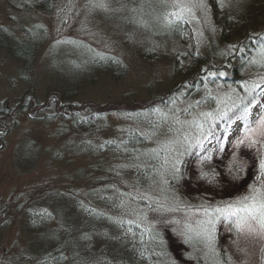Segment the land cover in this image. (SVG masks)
<instances>
[{
    "label": "rangeland",
    "instance_id": "rangeland-1",
    "mask_svg": "<svg viewBox=\"0 0 264 264\" xmlns=\"http://www.w3.org/2000/svg\"><path fill=\"white\" fill-rule=\"evenodd\" d=\"M37 1L0 0V35L11 40L17 37L20 44L35 48L23 60L0 45V209L7 208V217L12 214L10 222L6 217L0 226V259L4 264H13L9 255L19 253L26 245L33 251L34 246L27 244L33 238L39 247L48 242V236L55 237L51 247L57 240L69 242L76 221H70L64 213L60 220L30 230L26 206L60 210L68 197L59 196L61 190L76 191L83 197L88 189L83 177L101 158L125 168L151 167L159 162L164 175L157 176L154 191L168 199L167 206H190L198 199L199 205L189 211L162 214L158 210L149 217L167 240L171 262L208 264L199 256L203 251L199 244L185 240L190 235L185 222L203 218V207L223 206L247 194L249 185L258 183L264 146L237 147L235 142L244 138L247 129L256 127L255 121L264 108L253 106L251 115L244 119L242 106L235 102L255 98L264 103V75L250 69L246 71L248 82L237 83L218 75L225 71L207 72L202 75L201 87L187 91L186 86L175 83L179 92L167 97L166 92L176 82L175 69L187 67L194 56L206 53L209 45L220 38L211 0H179L180 6L191 9L184 11L180 20L170 16L178 10L176 0H142L133 7L124 0H53L50 10L39 8ZM215 2L217 9L229 12L231 20L233 11L255 0ZM99 3L106 6L99 7ZM261 4L256 0L252 6L258 31L264 30L262 10L258 14ZM253 32L248 29L243 34ZM112 57L124 68L116 78L97 66L98 60L108 66ZM211 73H217V78L213 80L216 75ZM63 95H67V101L62 100ZM163 98H167L164 104ZM68 103L78 110L75 115ZM100 107L109 112L99 114L100 124L93 132L74 125V116L93 117ZM205 112L213 114L205 127L213 126L216 137L226 138H209L198 145L195 124L183 123L181 127L176 119L205 122L201 116ZM217 112L228 115L221 119ZM183 131L191 133L187 140L181 135ZM131 134L140 136L143 143L125 144ZM116 144L132 151L131 159L113 163L110 148ZM87 145L94 147L92 153L81 152ZM104 145L108 151L99 152ZM205 154L212 158L202 163ZM234 157L246 162L239 179H233L236 173L230 170ZM165 159L178 160L179 170L164 167ZM48 192L55 198L51 204L37 199ZM79 196L84 207L99 206ZM148 199L155 202L156 196L151 192ZM69 215L77 217L82 212ZM213 242L227 251L231 264H259L264 236H245L237 232L231 220L220 218L215 223Z\"/></svg>",
    "mask_w": 264,
    "mask_h": 264
},
{
    "label": "trees",
    "instance_id": "trees-1",
    "mask_svg": "<svg viewBox=\"0 0 264 264\" xmlns=\"http://www.w3.org/2000/svg\"><path fill=\"white\" fill-rule=\"evenodd\" d=\"M124 2L131 5V7L142 4V0H124ZM211 2L214 5L216 23L221 30L220 38L215 44L209 45L206 53L194 56L187 67L182 69L179 66L175 69L176 82L173 81L174 86L166 92L168 98L175 95V92H179L178 84L182 87L186 86L187 91L201 87L203 84L202 75L207 72L225 71L226 75L223 78L226 81L231 79L237 83L248 82L245 81L249 78L246 71L250 69L256 75H264V30H257L258 21L253 20L256 14L252 12V6L255 5L256 0L254 4H244L243 9L233 11L231 20L229 19L231 16L229 12L221 8L217 9L215 0H211ZM260 2L262 4L258 7L259 10L257 9L258 14L261 15L259 12L262 10L264 15V7H262L264 6V0H260ZM37 4L42 10H50L53 0H38ZM230 24L231 26L228 28ZM248 29L254 32L244 35L243 31ZM17 39L15 37L11 40L6 38V35H0V45L11 51L16 59L24 60L33 54L35 48L33 49L29 44H20L21 41ZM237 39L238 41H236ZM229 43H233V46ZM240 46H244L241 47V53L238 52ZM97 66L103 67V70L112 75L113 78L124 71L122 64L115 62L113 57L108 61V66L101 60H98ZM217 76L213 77V80ZM182 82L183 84H180ZM175 83L178 84L175 85ZM166 99L163 98L161 102L166 103ZM62 100L67 101V95H63ZM249 101L251 99H247L243 104L241 101L235 103L243 108ZM66 105L74 115L77 113L78 110L70 103ZM98 110V113H95L93 117L74 116V125L83 131L93 132L100 124L101 115L99 114L104 115L109 112L101 107ZM219 113L217 112L216 115H219ZM126 143L136 145L143 143V141L140 136L131 134L128 140L125 141ZM78 147L79 145L76 144L75 148ZM105 147L106 145L99 152H107L108 148L104 149ZM93 148L91 145L83 146L81 152L92 153ZM121 148L122 146H118V144L110 148V153L116 159H112L113 163L114 161H121L122 158L131 159V156H133L132 151L127 152L128 149ZM159 166L160 163L155 162L151 167L133 165L125 168L118 167L115 163L110 165L108 159L103 160L100 158L96 160L94 164L90 165L86 177H83V180L87 181L84 187L88 186L83 197L79 196L76 191L61 190L59 196L68 197L63 200L64 206H61L60 210L49 208V206H38L39 208L37 206H26L28 210L26 223L28 224L27 228L30 230L45 227L55 219L60 220L64 213L70 221H76V225H72L70 230V244L66 241L57 240L52 243L53 246L51 247L50 241H53L55 237L48 236L50 237L48 242H44L45 244L39 247L38 240L33 238L27 242V244L34 246L33 251L26 245L24 250L19 253L10 254L8 258H11V260L9 259V261H12L13 264H95L97 262H103L102 264H174L170 260L172 259V256H170L172 252L167 240L159 227L152 222L149 214L158 210L159 213L167 214L170 211L169 209L189 211L199 201L198 199L193 200L190 206H173V204L167 206L168 202H165V200L168 199L159 196L154 191L157 176L164 175H162V172L160 173L161 167L159 170ZM126 170L130 171L131 175L127 174ZM126 182L128 183L126 184ZM128 184L130 185L128 186ZM151 192L156 196L155 202L154 200L149 202L148 194H151ZM77 195L84 198V200L85 197L90 198L99 206L86 208ZM37 199L48 204L55 200V198L50 197V192H48V195H39ZM201 201L203 200L201 199ZM70 202L76 206L70 208ZM5 210H7L6 207L3 210L0 209L1 227L7 217ZM76 212H82V215H77V217L69 215ZM11 217L12 214L10 213V216L7 217L8 222L12 219ZM186 239L193 241L194 244H199V248L203 250L199 256L207 259L208 264H231L230 255L219 243L212 241L209 244L208 241L193 235H189ZM188 246L190 247L191 244H188ZM203 247L206 249L204 250ZM167 256H169V259H167ZM4 263L0 259V264ZM259 264H264V245L260 252Z\"/></svg>",
    "mask_w": 264,
    "mask_h": 264
},
{
    "label": "snow or ice",
    "instance_id": "snow-or-ice-1",
    "mask_svg": "<svg viewBox=\"0 0 264 264\" xmlns=\"http://www.w3.org/2000/svg\"><path fill=\"white\" fill-rule=\"evenodd\" d=\"M97 6L105 7L103 3H99ZM178 10L170 13V16L173 20L183 19V12H191L190 8H185L179 5V0H176L175 5ZM169 23L172 20H168ZM215 76L217 73H211ZM219 76H224L226 73L220 72ZM243 103V101H241ZM260 104L264 108V103L253 98L244 107L241 109L243 113V118L247 119L251 115V108ZM236 108H239V105H233ZM187 111V109H185ZM212 113L205 112L201 113V116L205 118V122H200L193 120L191 122H181L179 118L176 119V123L195 124L196 131V143L202 145L205 140L209 138H216L218 141L226 137H216L215 132L213 131V126L205 127V123L208 119L212 118ZM227 112H220L219 117L223 119L227 116ZM240 119V117H237ZM256 127L247 129L244 138L237 139L235 144L236 146L247 144L249 147L255 145L264 146V113L258 116V119L255 121ZM179 131V130H178ZM181 135L185 140L191 135L189 131L181 132ZM220 150H223L222 145ZM211 155L205 154L201 157V162L211 160ZM234 163L230 166V170L234 171L236 175L233 179H239V174L244 171V166L246 162L236 161L234 157ZM179 161L170 162L168 159H165L162 162L164 167H171L178 171ZM257 184L249 185V192L238 196L237 198L225 202L223 206H211L203 207V218H198L194 221H186L187 233L194 235L197 238L206 240L209 244L213 241L215 223L220 218L231 220L234 224L237 232L244 234L245 236H264V157L259 161V174L256 176ZM166 182V181H165ZM170 211H177L178 209H169ZM198 210V211H200Z\"/></svg>",
    "mask_w": 264,
    "mask_h": 264
},
{
    "label": "bare ground",
    "instance_id": "bare-ground-1",
    "mask_svg": "<svg viewBox=\"0 0 264 264\" xmlns=\"http://www.w3.org/2000/svg\"><path fill=\"white\" fill-rule=\"evenodd\" d=\"M237 124H234V127H236Z\"/></svg>",
    "mask_w": 264,
    "mask_h": 264
}]
</instances>
